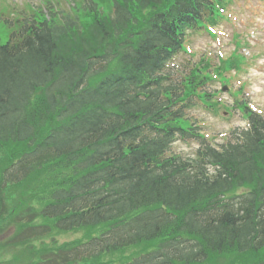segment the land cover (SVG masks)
<instances>
[{"label":"trees","instance_id":"obj_1","mask_svg":"<svg viewBox=\"0 0 264 264\" xmlns=\"http://www.w3.org/2000/svg\"><path fill=\"white\" fill-rule=\"evenodd\" d=\"M210 4L120 0L114 16L94 7L87 26L77 16L43 17L0 47L1 220L6 210L9 220L36 215L26 189L37 191V216L81 229L85 239L71 250L93 252L88 264H192L264 242V117L250 114L235 143L206 146L220 176L194 178L190 161L165 158L163 136L152 133L163 92L139 88L137 77L162 69ZM96 66L105 77L81 87ZM173 113L178 125L181 111ZM240 186L250 187L241 215L213 210L221 192ZM29 223L18 224L17 244H28Z\"/></svg>","mask_w":264,"mask_h":264},{"label":"rangeland","instance_id":"obj_2","mask_svg":"<svg viewBox=\"0 0 264 264\" xmlns=\"http://www.w3.org/2000/svg\"><path fill=\"white\" fill-rule=\"evenodd\" d=\"M0 0V41L2 44L8 42L10 38V34L12 29L14 28V22L19 16V10H23L24 8L21 2L28 1L32 4L40 3V0ZM240 1V0H236ZM28 2L24 3V7H29ZM64 4H66L64 2ZM259 4V1H257ZM262 4V3H260ZM247 17L251 16V12L247 11L242 13ZM8 20V21H7ZM238 24L237 28H233L227 24H224V28L227 30L228 37L224 39L225 42L231 43V36L235 31H241L243 29L259 28L262 29L263 32L258 33L261 37L260 43L251 42V52L257 53L261 51L260 49L264 48V17L258 16L257 23L255 26H252V23L249 24L242 23ZM245 26V27H244ZM194 45L196 47L204 46L207 40L209 39L205 34H195L193 35ZM232 45V44H231ZM213 46L219 49L218 43H213ZM233 46V45H232ZM194 47L195 49H197ZM231 47H227L224 52H228ZM181 61V58L176 60ZM178 63V62H177ZM176 64V63H175ZM178 67H174L173 72L176 71V68H180L179 64H176ZM173 66V65H172ZM255 67V68H253ZM246 81L250 83L249 85L253 88L256 93L252 95H246V91L244 92L245 97L248 100L258 104L264 108V55H259V58L253 63V65L249 68L248 73L244 74ZM235 89L239 88L238 83L235 84ZM221 98L223 99V103L232 106L234 101L233 92L222 93ZM220 98V97H219ZM224 108L213 111L209 109H203L201 107H195L193 111L196 112L198 119L203 122V132L208 134L210 138L215 137L218 142H224L227 140V137L231 135V131L236 127H245L248 125L247 120L244 119L241 112L238 109H233L229 113L224 114ZM223 133H226L225 136H221ZM196 143L194 145H186L180 144V148L185 147V151L188 153H193L195 150ZM21 191V186L18 187ZM27 192L34 194V198L32 199V204L36 208V215L27 214L24 215V211H21L17 217V221L11 220L12 222H8V218L6 216L8 210H6L3 214L4 219H0V264H35V263H27L32 256H39L36 258L40 264H84L91 259H88V253L91 255L93 252H88L86 255L77 254L75 249L71 250L72 245H76L78 240H84L85 235L81 232V229L76 230H58L55 228V225L51 221H43L42 216H37L39 213L40 203L39 197L41 198V194L37 191H32L30 188L26 189ZM6 193L3 194L2 200L5 198ZM27 217V218H26ZM46 218V217H45ZM31 219V220H30ZM32 222L28 225L23 231L21 235L24 238V243L28 244H17L19 236H15V231L17 229L18 224ZM24 224V225H25ZM65 232V233H63ZM14 241L10 246L9 242ZM17 244V245H16ZM5 245V247H3ZM30 247H35L36 251L31 255ZM4 248H8L7 251H4ZM44 249V250H41ZM78 250V249H77ZM264 252V248L261 249L260 253H249L251 255L240 254L241 252L234 253H225L219 257L211 258L208 264H258L260 258L264 257L262 253ZM16 253V257L14 256Z\"/></svg>","mask_w":264,"mask_h":264}]
</instances>
